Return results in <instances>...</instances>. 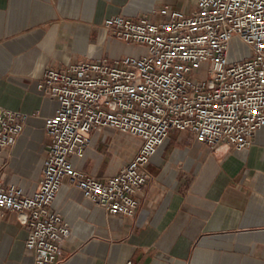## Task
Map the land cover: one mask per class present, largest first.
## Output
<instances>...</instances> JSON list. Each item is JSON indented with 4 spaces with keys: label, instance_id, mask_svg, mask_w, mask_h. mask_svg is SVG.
<instances>
[{
    "label": "crops",
    "instance_id": "0c3cea01",
    "mask_svg": "<svg viewBox=\"0 0 264 264\" xmlns=\"http://www.w3.org/2000/svg\"><path fill=\"white\" fill-rule=\"evenodd\" d=\"M176 4L178 6H176ZM172 0H0V106L29 114L15 143L0 153V184L32 193L49 139L44 119L58 102L37 89L47 68L116 59L123 41L105 17L162 19ZM132 147L121 153V142ZM140 140L103 127L91 132L72 166L95 177L116 173ZM132 216L110 215L65 178L52 202L70 227L58 264H264V126L244 149L213 150L186 130H171L146 165ZM28 229L14 211L0 216V264H33Z\"/></svg>",
    "mask_w": 264,
    "mask_h": 264
},
{
    "label": "built area",
    "instance_id": "2783aa9c",
    "mask_svg": "<svg viewBox=\"0 0 264 264\" xmlns=\"http://www.w3.org/2000/svg\"><path fill=\"white\" fill-rule=\"evenodd\" d=\"M136 18L105 17L108 32L125 44L146 47L139 56L98 57L47 68L38 91L55 99L44 119L46 156L32 193L0 184V216L14 211L27 226L25 241L33 264H58L70 227L52 209L65 178L110 215L132 216L136 194L149 173L146 165L168 133L186 130L215 150L247 148L264 126V0H194L193 8L162 5ZM233 37L251 55L228 60ZM207 63L205 78L198 68ZM29 114L0 106V153L21 134ZM109 127L140 140L116 173L95 178L72 166L91 132Z\"/></svg>",
    "mask_w": 264,
    "mask_h": 264
},
{
    "label": "rangeland",
    "instance_id": "374dc122",
    "mask_svg": "<svg viewBox=\"0 0 264 264\" xmlns=\"http://www.w3.org/2000/svg\"><path fill=\"white\" fill-rule=\"evenodd\" d=\"M176 3H181L184 6L185 10H190L193 8L194 0H172ZM176 6H178L176 4ZM126 45V54L125 55H133L139 56L142 53H146V47L139 44H125ZM251 55V50L248 45L242 43L237 37H233L230 40L229 44V55L228 60L233 61L237 59H244ZM207 74V63L202 62L198 68V77L205 78ZM133 145L128 140H123L121 142V153H125L129 150Z\"/></svg>",
    "mask_w": 264,
    "mask_h": 264
}]
</instances>
